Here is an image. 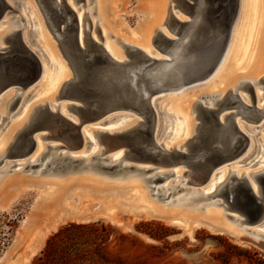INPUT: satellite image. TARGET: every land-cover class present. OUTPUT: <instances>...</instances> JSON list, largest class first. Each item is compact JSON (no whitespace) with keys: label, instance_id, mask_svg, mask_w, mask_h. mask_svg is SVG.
<instances>
[{"label":"bare ground","instance_id":"obj_1","mask_svg":"<svg viewBox=\"0 0 264 264\" xmlns=\"http://www.w3.org/2000/svg\"><path fill=\"white\" fill-rule=\"evenodd\" d=\"M15 1L17 5H19L20 10L23 12V17H25L27 20L25 18L18 17L14 24L9 25L10 29L5 32L2 29V25L6 21L5 19L7 14L2 17V19L0 20V49L6 48L4 47V43H6V40L9 36L16 32V27L22 30L27 29V33L23 34V42L32 51L36 52L40 56L44 68V73L41 79L34 86L28 88V91L26 90V92L31 93L37 91L36 94L41 93V95L49 96L50 99L45 103L42 101L43 103H39V105L37 106L34 105V107H31L28 111V106H30L32 103L27 104L24 108V111L18 117L13 119V121L8 125V128L6 129L8 135L4 137V144L2 143V145H0V154L4 152L7 142L12 141L15 132L16 134L14 135L12 145L17 141L20 134L23 133L24 129L29 124L32 115L38 108L42 106L49 107L53 112H59L61 115L75 124L79 123L77 119L67 114V108L69 107V103L67 101L64 100L67 103L58 105L52 103V95H58L63 83L70 80L73 77V74L67 61L62 57L57 43L53 39L46 24L45 17L50 21L51 25H53L52 21L50 20L49 14L45 11L43 13V10H41V6L38 4L37 0L36 2L41 14L34 7L33 0ZM53 1L58 8L61 6L59 5V3H61L60 0ZM94 1V6H96L97 8V16L93 17V24L96 27H101L103 35L105 37V41L101 42L96 39L93 30L90 32V37L101 44L114 60L121 63L129 62L130 56L127 52L128 48H138L142 50L148 58L157 60V62L150 66H146V61L134 63L132 62L127 69L117 68L108 70L105 76L106 89L110 93H112L113 90L116 89V91L114 92L115 96L112 99L111 103H114L115 101L122 102L125 100L127 102H133L139 107H144L147 104V87L151 90L163 89V91L157 93V96L153 97L151 100L155 115L157 117L156 142L167 152H171L173 150L187 152L188 145L193 142L197 136L198 124L197 122L194 123V119H196L194 117V119L192 118L193 125L191 128L189 127V129H186V127L184 126H179V129L177 131L175 130L176 132L173 131V126H175L173 125V120L175 122V120L180 117L183 111L181 110L182 107L180 103H182L188 97H193L191 93L185 94L187 89L182 85V82L199 77L200 73L216 59L219 53L218 49L220 48L222 43L225 42V47L221 53L217 68L208 78L204 79L205 83L203 84V86H205L200 90V92H198L199 94L194 97V101H196L191 106V109L193 110V112H195V106L198 104V102L205 103L204 100L207 102L208 108H216V105H219V103L221 102L231 100L234 97L237 98L239 100V103L235 104L233 107L227 110H224L220 115V120L224 121V116L227 114V112L233 111L235 113L233 119L234 123L232 124L231 121L228 120L219 132V138L221 141L219 143V147L225 153L232 149L236 142L235 126L249 137L250 144L245 153L239 157L238 161L236 160L231 165L224 166L216 170L208 180L203 181V178L199 176L198 172L189 170L187 168L188 166L185 164V162L167 166L163 162L155 164L153 161H134L138 164H145L147 166L150 165L161 167L164 169H173L172 171L168 172H162L155 168L150 169L148 167L145 169L132 167L126 163V160H128L127 152H131V154H133L134 156L141 157L139 154V149L136 146H132L130 148L125 143L111 144L108 152L113 154L111 155V157L106 158L108 159V161L105 160V158H103V154L105 151L103 150V147L101 149L102 145H100L101 142L99 133L104 132L110 135H117L139 128L141 126V122H144L143 117L140 116L139 113L131 110H128L129 112L116 113L107 117L106 120L121 115V117L119 118L128 117V119L127 121L125 119L116 121L110 127H105L104 131L100 129L93 130L92 127H95L94 129H96V126H100L91 124L97 121L88 123L89 125L94 126L83 127L82 133L85 139V143L79 150L76 151V153L68 155L62 152L59 153L58 151L60 149L58 148V146L50 145L51 149H53V151L55 152L52 151L53 154L50 155V157L46 161V151L48 149L46 146L48 145L43 142L44 138L42 136L45 135H40L39 132L35 135V149L33 150V152L23 158H29L27 160H29L30 168L35 164H44L40 173H43L44 171H49L51 173L50 175H48V177H46L49 187L47 188V190H44L40 193L41 198H45L46 196L53 194L54 188H63L67 183H70L71 181L76 183L79 181L83 182L84 180L91 183H97V181H99L97 178V167H99L100 170L107 171L105 170L106 166L116 165V172L119 171L117 174H119L120 176L112 179L110 175L106 174V177H103L104 182L135 185L137 191L142 194L143 192H145L143 189L146 188L144 184H152L151 186H153V184H155L153 181L157 177H163L164 181L162 183V186L156 188L147 186L150 192H153V195L157 196L158 199H161L163 202H165L166 200V196L165 198H162L165 193L175 191V189L180 186V188L183 189L187 181L189 180L193 183L192 185L197 184L201 188H203L200 191L194 190L182 195H179L180 192L179 194L176 193L177 197L175 198L174 202H168L167 206L173 204L175 205V209L178 211L173 212V214L165 213L164 215L160 216L161 219H164L173 226L183 227L185 229V232H187L188 234H191L194 228L206 226L209 229L215 230L222 234L230 233V235H232V237H234L237 241L243 236L248 238L251 243H258L261 240H264V223L255 227L248 228L242 225L240 218L234 217L232 218V221L226 218L224 213L226 212V206L225 204L221 203L222 201H209L207 203V200L205 201V199H201L206 198L207 195L213 196L220 194L231 183V179L233 176L246 179L250 183L254 192L256 194L259 193V187L256 183L255 177L264 173V168L259 170V173L257 174L255 172H252L250 174L248 172L239 173L237 170H233L228 174L226 172H221L215 180L213 179V177L222 169L243 163L250 156H252L253 150L256 147L254 146V140L256 138L254 131L258 130L264 124V117L260 121V126L256 127L255 129L246 127L241 123V120H243L242 116L255 118L256 114L258 113L256 109L262 110L260 112L264 113V102L262 100V97H259L258 101H256L255 98L254 107L248 108V106H251L252 104L250 105L249 103L244 101L245 99L240 94L235 93L233 91L234 88L230 87L233 81H235V79L239 77L238 79H241V82L238 89L244 88L248 84L260 85L263 83V87L261 88L260 92H264V78L259 82L254 81V79L252 78L254 72L264 68V0H240L239 11L234 21H231V18L227 15L226 18H222L214 22H209L207 19L206 0H188V2H193L192 6L188 5L186 3V0H177L179 1V8L186 14V16H188V19H178L171 14H168V18L166 19L165 24L168 25L171 36L167 35L161 29L150 31V27L145 26L139 27L138 29L129 28L128 30H126L125 35L123 34L121 38L115 34L116 25L110 17V13L108 12L107 3L105 2V0ZM67 5L76 18L77 26L79 29V40L80 43L84 45V38L85 34H87L88 26L86 24V21L84 23L82 19L84 14L90 16L92 13L89 9L88 11H86V13L83 14L81 11H79V9H76L74 7L72 1L70 0H68ZM159 11L160 9L157 10V12ZM67 17L68 21H70L71 17ZM32 19L35 20V23H33ZM174 20H178V22H175ZM23 21H30L31 25L27 26V22L24 23ZM20 29L18 30L20 31ZM123 30L124 29L120 31L123 32ZM157 32H161L168 38L172 39L173 42L167 46L157 45ZM142 35L145 36L144 40L142 41L144 42L143 44L151 43L152 46L156 45V51L151 48L146 49L145 47L139 46L138 42H141L140 40L143 39ZM113 38L116 41L117 45L113 43ZM242 39L244 40V43L242 45L244 49H242L241 47ZM240 52H243V59L240 65L236 66L233 63L234 60H236V58L239 56ZM136 74H141L143 80L138 81ZM202 81L201 83L204 82ZM212 81H214V84L211 83ZM174 85L178 86V88H174ZM227 87H230V89L226 92ZM14 96L15 98L17 97V91L14 87L10 88L0 96L1 113L10 111V107L13 102L12 99H14ZM165 97H168L167 101H169L171 105H178L174 108L173 106L169 107L171 111H176L177 115L173 116V114L170 113L171 117L166 120L165 126H167L168 124L169 129L176 133L174 140L177 141L182 139V137L184 136L186 137V141L182 146L178 141L176 144L172 145V142L174 140H171L169 143L165 144L158 142L157 133L160 130V119L158 113L156 112L155 104L159 99ZM194 114H196V112ZM10 117L11 119L13 118L12 116ZM88 140L91 142L90 150L87 147ZM259 152L260 155L264 157V146L259 147ZM6 156H8V154L4 157ZM58 158L64 160L69 158L71 159V162L82 161L86 163V166L81 170L69 169L65 172L63 169L66 170L70 168V164L69 166L67 164L69 161H66L67 163L61 162L63 165L60 166L56 162ZM77 164L75 163V165ZM124 167L129 168V170H122V168ZM184 168H186L187 170H185ZM57 171H60L62 174H57ZM124 172L125 174L122 175L121 173ZM142 172L144 174H142ZM184 177L187 178V181L184 180ZM7 179V175L0 178V188L4 185ZM139 200L143 202L146 201L145 197L143 196H141ZM134 205L135 206L132 207L134 209H131V207L128 206H125V208L130 211L136 210L137 212V210H141L144 213H147V211L145 210V206L143 207V203L137 204V202H135ZM65 206L67 211H64L62 213L60 212V214L56 218H54L53 221L47 223L41 229L36 231L35 234H33V236L27 242L23 253L18 256V258L14 261V264H29L32 258L43 246L45 239H47V237L52 232H55L67 220H75L78 217L77 213L79 212V210L71 205V200L65 202ZM153 208L157 209V207L154 205ZM103 216H105V218H107L108 220L113 221V213L111 210L108 213H104ZM30 225L31 218L28 217L23 223V229H28Z\"/></svg>","mask_w":264,"mask_h":264},{"label":"rangeland","instance_id":"obj_2","mask_svg":"<svg viewBox=\"0 0 264 264\" xmlns=\"http://www.w3.org/2000/svg\"><path fill=\"white\" fill-rule=\"evenodd\" d=\"M7 1L9 7L5 13L7 14L5 19L6 21L2 25V29L5 32L10 29L9 25L14 24L18 17L25 18L23 17V12L20 10V7L19 5H17L15 0ZM70 1H72L74 7L76 9H79V11H81L83 14L90 9L92 14L90 16L84 14L82 19L84 23L86 21V24L88 26L87 35L90 36V32L93 30L96 39L104 42L105 37L103 35L101 27H96L93 24V17L97 16V8L96 6H94L95 1ZM219 1L220 2H218L217 7H225L227 5L224 0ZM65 2L68 4V0H65ZM105 2L107 3L110 17L116 25L115 34L120 38L123 34L125 35L126 30H128L129 28L138 29L139 27L145 26H149L150 31L161 29L167 35L171 36L168 25L165 24V21L168 18V14H171L178 19H188V16H186V14L179 8V1L177 0H105ZM33 5L41 14L36 0H33ZM158 9H160L159 12H157ZM32 20L33 23H35V20ZM23 22H27V26L31 25L30 21ZM18 29L20 28L16 27L15 30L19 31ZM122 29H124L123 32L120 31ZM20 31V36L23 40V34L27 33V29H21ZM142 38L143 39L140 40L141 42H138L139 46L145 47L146 49H157V46H152L151 43L143 44L144 42L142 41L144 40L145 36L142 35ZM113 41V43L117 45L114 38ZM243 43L244 40L242 39L241 47ZM8 44L9 43L7 42L4 43V47H8ZM242 49L244 48L242 47ZM242 59L243 52H240L239 56L236 58V60H234L233 64L239 66ZM22 61L23 59L20 60V69H23L24 66ZM263 70L264 68L253 73L254 75L252 76V78L254 79V81L259 82L264 78ZM238 78L239 77H237V79H235V81H233L232 85L230 86L231 88H234L233 91L235 93L240 94L245 99L244 101H246L250 105L252 104V94L255 95L256 101H258L259 97H262V100L264 102V92H260L261 88L263 87V83L260 85H252V91L245 89V87L238 89L241 82V79ZM200 83L201 82H198L197 84H195V86L186 88L187 91L185 92V94L191 93L193 97H188L186 98V100L180 103L182 107L181 110L183 111L180 117L175 120V122L173 120V125H175L173 126L174 132L179 129V126H184L186 127V129L192 127V118H196V114H194L195 112H193L191 106L196 101H194V97H196L199 94L198 92H200V90L205 86H203L205 81L201 84ZM211 83L214 84V81H212ZM230 87L226 88V92L230 89ZM36 92L37 91L31 93L26 91L23 92L24 94L21 95V97L18 99V101H16L9 112L7 110L6 113L0 112V145H2L4 137L8 135L6 130L8 128V125L13 121V119L18 117L24 111V108L27 104L32 103L30 106H28V111L31 107H34V105L37 106L39 105V103H45L50 99L49 96L41 95V93L36 94ZM52 96L53 104L58 105L68 102H65L64 100H57L56 94ZM13 98L14 99H12V101H15V96ZM167 99L168 97L159 99L155 104V109L160 119V133H157L158 142L164 144L169 143L171 140L175 139L176 133L169 129L168 124L167 126H165V123L166 120L171 117V114H173V116L177 115V112L171 111L169 107L173 106L174 108L178 106L177 104L171 105L170 102L167 101ZM204 102L206 103L205 100ZM67 114L79 121V118L76 115L72 114V112H70L68 108ZM10 116H12L13 118L11 119ZM119 117H121V115L109 118L108 120H106L107 118H102L100 119V121L98 120L97 122L91 123L94 125H100L98 127L96 126V129H94L95 127L92 128L93 130L100 129L104 131L105 127H110L116 121H119L121 119H125L127 121L128 119V117ZM194 120V123H199L197 118ZM241 121L244 126L250 127L252 129L260 126V124L253 125L247 124V122H245L244 120ZM94 125L86 124L85 126L90 127ZM44 133L49 134V131L46 130L44 132H40V135H45ZM15 134L16 132L14 133V135ZM254 134L256 136L254 140V146L256 147L253 150L252 156H250L243 163L224 168L221 171L217 172L213 177L214 180L218 175H220L221 172H226L228 174L230 171L237 170L239 173L248 172L250 174L252 172H255L257 174L259 173V170L264 168V157H262L259 152V147L264 146V124L258 130H255ZM14 135L12 141L14 139ZM102 140H100V145H102L101 149L103 147V150L105 151L103 154V158L106 159L111 157V155L113 154L108 152L111 146V141L104 139ZM12 141L7 142L4 152L0 154V178L5 175H7L8 177L7 181L0 188V264H14V261L18 258V256L23 253L27 242L33 236V234H35L36 231L41 229L47 223L53 221L54 218H56L60 214V212L62 213L64 211H67L65 208V202H67L68 200H71V205L79 210V212L77 213L78 217L75 220L71 221H73L74 224H88L86 229L75 234L74 242L78 243L79 246V252L77 254L78 258H70V262L68 264H100L98 263L99 256L105 253L111 256L121 257L129 263L143 262L145 264H264V252L250 244H241L237 240L234 241L229 236L219 233L215 230H211L206 226L194 228L191 234H188L187 232H185V229L183 227L173 226L164 219L160 218V216L164 215L165 213L173 214V212L178 211L175 209V205L170 204V206H167V203L170 201L174 202L175 198L177 197L176 195L179 194V192V195H182L194 190L200 191L201 189H203L200 186L186 184L184 186V189H182L181 191V186L177 187L175 189L176 192L170 191L163 195L162 198H165V196L171 194L166 198L165 202H163L161 199H158L157 196H154L153 192H150L149 188H147V186L150 187L152 184H144L146 188H144L143 190L145 192H141L142 194H140V192L137 191L135 185L104 182L106 174L110 175V173L100 170V168L97 167V178L99 180L97 181V183H91L84 180L83 182L79 181L76 183L71 181L70 183H67L63 188H54L53 194L48 195L45 198H41L40 193L44 190H47V188L49 187L46 177H48V175H50L51 173L49 171L40 173L44 164H35L33 165L34 167L30 168L29 160H27L29 158H23L25 156H13V147L11 146ZM177 141L182 146L186 141V137L184 136L182 137V139ZM177 141L174 140L172 142V145L176 144ZM43 142L48 145L46 146L48 149L46 151L47 155L45 161L50 157V155L53 154V149H51L52 145L61 147L59 148V151L57 150L59 153L62 152L67 155L76 153V151L74 152L67 148L65 143L57 138L43 139ZM87 147L89 150L91 149L90 144L87 145ZM7 154L8 156L4 157ZM66 161L71 162L68 159L64 160L61 158H58L56 162L61 166L63 165L62 163ZM132 161L133 160H126V163L132 167H136L139 169H145L148 167L150 169L155 168L162 172L173 170L172 168L164 169L156 166L138 164L137 162ZM69 162L67 164L68 166L70 164V168L66 170L63 169L65 172L69 169L81 170L86 166V163L82 161L81 163L79 162L80 164L77 162V165H75V163L73 162ZM113 166L114 165H110V168H112L110 172L116 171ZM184 169L187 170L186 168ZM56 173L59 175L62 174L60 171H57ZM117 173L118 171L110 175L112 179L120 176ZM121 174L124 175L125 172ZM142 174L144 173L142 172ZM184 178V180L187 179L186 177ZM163 181L155 182V184H153V186L151 187H160L162 186ZM141 196L145 197V202L139 200ZM209 201H222L221 203L224 202L221 196L209 199L207 200V203ZM135 202H137V204L143 203V207L145 206V210L147 211V213H144L141 210H137V213L136 210L130 211L125 208V206H128L131 207V209H134L132 207L135 206ZM153 205L156 206L159 210L154 209ZM110 210L113 213V221L108 220L107 218H105V216H103L104 213H108ZM224 213L239 218V216L234 212ZM28 217L31 218V225L28 229L24 230L23 223ZM76 220L80 222H77ZM70 224L72 223L63 224L55 232H52L47 237V239H45L43 246L39 250L40 252L38 251L39 253L32 258L29 264L38 263V258L41 257L42 252L45 250L48 240L60 231L64 230Z\"/></svg>","mask_w":264,"mask_h":264},{"label":"water","instance_id":"obj_3","mask_svg":"<svg viewBox=\"0 0 264 264\" xmlns=\"http://www.w3.org/2000/svg\"><path fill=\"white\" fill-rule=\"evenodd\" d=\"M224 1L227 4L225 7H217L219 0H206L207 19L209 22L224 19L227 15L231 18V21L235 20L239 11L240 0ZM37 2L41 6L43 13L45 11L49 14L53 25L45 17L46 24L57 43L62 57L67 61L73 74L70 80L63 83L56 99L70 102L68 108L72 114L79 117V123L75 124L59 112H53L49 107L42 106L35 111L23 133L20 134L17 141L12 145L13 156H27L33 152L36 147L35 135L45 130L49 131V134L44 133L45 136H42L44 139L57 138L62 140L67 148L75 152L85 143L82 129L86 124L107 118L116 113L129 112L128 110L139 113L143 117L144 122H141L139 128L117 135H110L104 132L99 133L100 140H109L111 144L125 143L130 148L132 146L138 147L141 157L127 152L128 160L137 162L153 161L155 164L163 162L167 166L185 162L189 170L198 172L203 181H206L216 170L231 165L248 149L250 144L249 137L236 126V142L232 149L225 153L219 147V143L221 142L219 132L228 120L232 124L234 123L235 113L229 111L224 116V121L220 120V115L224 110L239 103V100L234 97L231 100L219 103V105H216V108H208L207 102H198L194 108L196 118L199 121L197 136L188 145L187 152L179 150L167 152L164 150L156 142L157 117L151 102L152 98L157 96L156 94L163 91V89L151 90L147 87V104L144 107H139L133 102L125 100L111 103L116 89L110 93L105 86V76L108 70L117 68L127 69L132 62L146 61V66H150L157 62V60L148 58L138 48H128L127 52L130 56V61L126 63L118 62L108 54L101 44L87 34H85L84 45H82L79 40V29L76 18L64 3V0H61V3H59L61 5L59 8L53 0H37ZM186 3L191 6L193 5V2H188V0H186ZM8 7L6 0H0V20L5 15ZM67 16L71 17L70 21H68ZM174 21L178 22V20ZM6 42L9 43V46L5 49H0V96L14 87L17 91V97L11 104L10 108H12L22 93L31 86H34L41 79L44 68L40 56L23 42L18 32L9 36ZM172 42V39L161 32H157V45L167 46ZM224 47L225 42L218 49L219 53L216 59L200 73L199 77L184 81L182 85L185 88H189L208 78L217 68ZM21 59H23V69L19 68ZM136 75L138 81L143 80L141 74ZM174 86V88H178V86ZM245 89L252 91V85H246ZM251 99L252 105L248 106V108H253L255 105L254 94L251 95ZM256 111L258 113L255 118L242 116V119L247 124L259 125L264 117V113L260 112L262 110L256 109ZM87 144L89 145L91 142L88 140ZM68 160L71 161L69 158ZM72 162L79 163L81 161ZM113 168L117 169V166L114 165ZM111 169L110 166H106L105 168L107 173ZM126 169L129 170V168H122V170ZM109 173L111 175L116 173V171ZM163 180V177H157L153 182ZM255 180L259 187L258 194L254 192L246 179L233 176L231 183L220 194L207 195L206 198L201 199L209 200L216 196H221L224 200L222 204L226 206V212L237 214L241 218L242 225L246 227L261 225L264 223V173L256 176ZM186 184L193 183L189 180ZM195 186L199 185L196 184ZM225 216L229 220L234 218V216L228 214H225ZM225 235L236 241L230 233ZM238 241L241 244H250L264 252V240L258 243H251L248 238L243 236Z\"/></svg>","mask_w":264,"mask_h":264},{"label":"trees","instance_id":"obj_4","mask_svg":"<svg viewBox=\"0 0 264 264\" xmlns=\"http://www.w3.org/2000/svg\"><path fill=\"white\" fill-rule=\"evenodd\" d=\"M88 224H70L64 230L57 233L48 240L45 250L42 252L41 257L38 258V263L35 264H68L70 258H78L79 252L78 243L74 242L75 234L80 232ZM98 263L100 264H145L143 262H126L121 257L111 256L107 253L99 256Z\"/></svg>","mask_w":264,"mask_h":264},{"label":"crops","instance_id":"obj_5","mask_svg":"<svg viewBox=\"0 0 264 264\" xmlns=\"http://www.w3.org/2000/svg\"><path fill=\"white\" fill-rule=\"evenodd\" d=\"M67 223H73V221H71V220H68V221H66V222H65V223H63V224H67ZM63 224H62V225H63ZM39 252H40V251H39ZM39 252H38V253H39ZM38 253H37V254H38Z\"/></svg>","mask_w":264,"mask_h":264},{"label":"flooded vegetation","instance_id":"obj_6","mask_svg":"<svg viewBox=\"0 0 264 264\" xmlns=\"http://www.w3.org/2000/svg\"><path fill=\"white\" fill-rule=\"evenodd\" d=\"M64 3L67 5V3L65 2V0H64ZM67 6H68V5H67ZM68 7H69V6H68ZM20 30H21V29H20ZM16 32H18L19 35H20V31H16ZM16 32H15V33H16Z\"/></svg>","mask_w":264,"mask_h":264}]
</instances>
